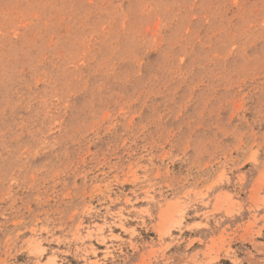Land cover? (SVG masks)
Segmentation results:
<instances>
[{
	"label": "rangeland",
	"instance_id": "rangeland-1",
	"mask_svg": "<svg viewBox=\"0 0 264 264\" xmlns=\"http://www.w3.org/2000/svg\"><path fill=\"white\" fill-rule=\"evenodd\" d=\"M0 264H264V0H0Z\"/></svg>",
	"mask_w": 264,
	"mask_h": 264
}]
</instances>
